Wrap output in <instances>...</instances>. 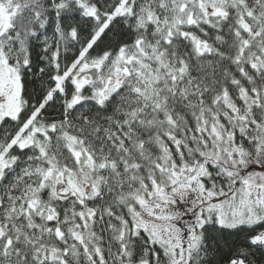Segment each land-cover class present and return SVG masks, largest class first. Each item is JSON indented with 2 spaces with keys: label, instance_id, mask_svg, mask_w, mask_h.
Wrapping results in <instances>:
<instances>
[{
  "label": "trees",
  "instance_id": "trees-1",
  "mask_svg": "<svg viewBox=\"0 0 264 264\" xmlns=\"http://www.w3.org/2000/svg\"><path fill=\"white\" fill-rule=\"evenodd\" d=\"M185 1L0 0V62L18 79L17 110L0 117V154L21 128L35 131L31 144L4 153L0 264H168L131 220L139 189L163 177L159 166L187 175L202 167L200 183L216 194L241 187L260 160L264 0H196L182 10ZM84 65L95 78L77 89ZM80 165L100 184L84 205L42 184L47 172ZM252 213L235 225L211 213L182 263L264 264V244L249 241L264 228V203Z\"/></svg>",
  "mask_w": 264,
  "mask_h": 264
},
{
  "label": "rangeland",
  "instance_id": "rangeland-1",
  "mask_svg": "<svg viewBox=\"0 0 264 264\" xmlns=\"http://www.w3.org/2000/svg\"><path fill=\"white\" fill-rule=\"evenodd\" d=\"M195 1L186 0V3L184 2L182 5V10L188 4L191 9ZM123 11L124 8L121 6L119 12ZM185 16L189 23H193L191 13H185ZM7 22L8 16L0 6V32L5 28ZM193 42L198 50H205L199 41L193 39ZM90 71H94L96 74L97 69L95 66L86 65L77 69L73 76V83L76 84L77 89L90 79L88 73ZM116 72L123 73L121 69ZM114 81L115 79L112 80V83ZM59 86L60 80L56 83V87ZM17 94V74L13 68L1 61L0 117L16 112ZM34 134L35 131H25L23 128L15 134L0 154V172L3 166L11 161L4 157L5 151L12 144L18 146L31 144ZM67 143L75 158L81 159L83 156L82 147L72 138H68ZM87 159L91 164L90 158ZM259 159L258 162L250 164L245 171L241 187L216 194L206 190L200 183V178L205 173L202 167L196 168L194 172L187 175L186 171L181 168L173 170L165 165L159 166V170L164 172L165 176H160L157 181L152 180L150 185L145 188L142 186L139 189L140 193L134 197L132 229L134 231L143 230L151 241L160 244L168 256V264L182 262L186 250L198 238L197 230L211 213L223 225H235L244 219L254 220L256 218L252 213V208L263 206L264 203V151ZM81 168L80 165L71 170L49 171L45 174L42 184L48 186L56 196L75 195L84 205L85 200L93 198L98 193L100 184L98 179H92L88 176L87 170ZM161 178L165 180V183L161 181ZM30 208L45 213L48 219L54 218L49 210H43L37 202ZM72 231L75 235L77 234L74 229ZM75 238L79 239L78 235ZM78 242L83 244V240H78ZM224 264L244 263L239 259L229 258Z\"/></svg>",
  "mask_w": 264,
  "mask_h": 264
},
{
  "label": "built area",
  "instance_id": "built-area-1",
  "mask_svg": "<svg viewBox=\"0 0 264 264\" xmlns=\"http://www.w3.org/2000/svg\"><path fill=\"white\" fill-rule=\"evenodd\" d=\"M251 242H259L261 245L264 244V228L258 229L251 237Z\"/></svg>",
  "mask_w": 264,
  "mask_h": 264
},
{
  "label": "water",
  "instance_id": "water-1",
  "mask_svg": "<svg viewBox=\"0 0 264 264\" xmlns=\"http://www.w3.org/2000/svg\"><path fill=\"white\" fill-rule=\"evenodd\" d=\"M90 75H91V79H94V71H90V72H88ZM177 264H183L182 262H179V263H177Z\"/></svg>",
  "mask_w": 264,
  "mask_h": 264
}]
</instances>
